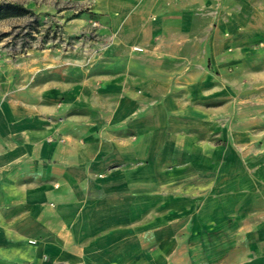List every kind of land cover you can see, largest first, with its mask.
Returning <instances> with one entry per match:
<instances>
[{
    "label": "crops",
    "instance_id": "crops-1",
    "mask_svg": "<svg viewBox=\"0 0 264 264\" xmlns=\"http://www.w3.org/2000/svg\"><path fill=\"white\" fill-rule=\"evenodd\" d=\"M66 1L99 58L0 90V264H264V0Z\"/></svg>",
    "mask_w": 264,
    "mask_h": 264
},
{
    "label": "rangeland",
    "instance_id": "rangeland-1",
    "mask_svg": "<svg viewBox=\"0 0 264 264\" xmlns=\"http://www.w3.org/2000/svg\"><path fill=\"white\" fill-rule=\"evenodd\" d=\"M0 0L27 8L29 12L0 18V90L16 86L25 72H34L37 65L47 62L95 61L99 51L97 21L92 16L86 20L81 11L70 10L66 0ZM85 19L86 21H84ZM259 46L264 48V42ZM260 69L251 64L250 86L235 85L234 92L244 90L261 100L249 101L251 115L248 119L253 141L260 143L264 152V51L258 54ZM254 57L251 55V62ZM261 81L258 83L257 81ZM247 88H249L247 90Z\"/></svg>",
    "mask_w": 264,
    "mask_h": 264
},
{
    "label": "trees",
    "instance_id": "trees-1",
    "mask_svg": "<svg viewBox=\"0 0 264 264\" xmlns=\"http://www.w3.org/2000/svg\"><path fill=\"white\" fill-rule=\"evenodd\" d=\"M29 12L27 8L12 2H0V18L23 15Z\"/></svg>",
    "mask_w": 264,
    "mask_h": 264
}]
</instances>
